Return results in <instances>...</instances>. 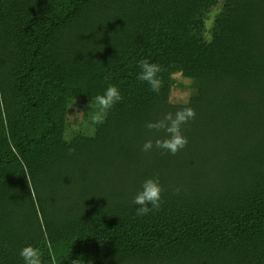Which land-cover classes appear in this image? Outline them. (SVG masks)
I'll use <instances>...</instances> for the list:
<instances>
[{"label":"trees","instance_id":"trees-1","mask_svg":"<svg viewBox=\"0 0 264 264\" xmlns=\"http://www.w3.org/2000/svg\"><path fill=\"white\" fill-rule=\"evenodd\" d=\"M142 59L165 69L159 94ZM175 74L185 104L168 101ZM109 84L121 102L66 142L69 102ZM0 95V264L29 245L43 264H264V0H0ZM186 106L187 146L142 152L165 137L146 123ZM157 177L160 209L137 216Z\"/></svg>","mask_w":264,"mask_h":264},{"label":"clouds","instance_id":"clouds-1","mask_svg":"<svg viewBox=\"0 0 264 264\" xmlns=\"http://www.w3.org/2000/svg\"><path fill=\"white\" fill-rule=\"evenodd\" d=\"M140 69L136 79L146 83L149 90L159 94L163 87V80L160 76L165 71L164 67L158 63H151L148 59H142L138 62ZM105 80L108 77L104 78ZM122 96L119 89L109 84L103 94L95 97L91 104H95L97 110L89 117L93 126L101 125L105 122L108 112L117 103L121 102ZM187 103V101H185ZM3 106V97L0 95V107ZM91 106V105H90ZM195 110L191 107H183L175 113L167 112L164 116L154 122H147L145 127L149 132H164V138L155 140H146L141 148L142 152L149 153L151 151L160 150L161 154L176 155L179 151L187 146V138L182 134L181 128L189 121L195 119ZM75 149L69 148V153H73ZM162 188L159 178L147 179L143 182L141 190L133 198V205L136 207L137 216L148 215L153 210H159L162 204ZM180 188L174 189V193H179ZM24 264H43L42 252L39 248L31 245L21 249L19 253ZM73 264H78V260Z\"/></svg>","mask_w":264,"mask_h":264},{"label":"rangeland","instance_id":"rangeland-1","mask_svg":"<svg viewBox=\"0 0 264 264\" xmlns=\"http://www.w3.org/2000/svg\"><path fill=\"white\" fill-rule=\"evenodd\" d=\"M221 11V5H217L211 13H209L204 28V40L210 42L215 32L214 20L218 13ZM174 83L170 87L168 92V101L173 104H185L188 101L191 94L194 92V85L190 78L181 76V74H175L173 76ZM92 101H70L67 109L66 125L64 131V139L66 142H71L77 135H88L93 130V125L89 119L90 115L94 113L97 108ZM91 105V106H90ZM92 172L95 175V170ZM111 173V172H110ZM113 174V172L111 173ZM96 177V175H95ZM97 181L102 185L104 191L107 190L106 182L102 178L96 177ZM114 181L117 179L113 178ZM48 181H51L48 179ZM35 188L41 191L40 184H36ZM51 193H57L52 190ZM62 199L58 203L61 209H67L69 206H74L79 210L76 203L70 202V197L66 193H60Z\"/></svg>","mask_w":264,"mask_h":264}]
</instances>
